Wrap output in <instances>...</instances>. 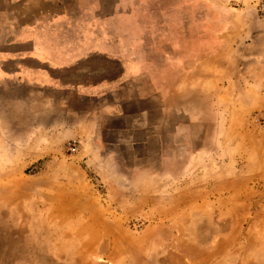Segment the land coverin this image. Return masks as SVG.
<instances>
[{
	"label": "rangeland",
	"instance_id": "374dc122",
	"mask_svg": "<svg viewBox=\"0 0 264 264\" xmlns=\"http://www.w3.org/2000/svg\"><path fill=\"white\" fill-rule=\"evenodd\" d=\"M262 2L127 0L148 68L120 114L0 88V264H264Z\"/></svg>",
	"mask_w": 264,
	"mask_h": 264
},
{
	"label": "crops",
	"instance_id": "0c3cea01",
	"mask_svg": "<svg viewBox=\"0 0 264 264\" xmlns=\"http://www.w3.org/2000/svg\"><path fill=\"white\" fill-rule=\"evenodd\" d=\"M127 6L126 0H40L33 16L20 21L14 0H0V88L22 85L96 99L103 114H120L126 103L121 89L148 68L138 48L142 23L135 18V34L128 35ZM248 38L259 66L252 82L264 88V32ZM112 101L123 110L116 111ZM93 112L88 119L96 122L98 110Z\"/></svg>",
	"mask_w": 264,
	"mask_h": 264
},
{
	"label": "built area",
	"instance_id": "2783aa9c",
	"mask_svg": "<svg viewBox=\"0 0 264 264\" xmlns=\"http://www.w3.org/2000/svg\"><path fill=\"white\" fill-rule=\"evenodd\" d=\"M261 6H262V7H264V2H262V3H261ZM75 146H76V144H75V143H73V145L71 146V148H72V149H76V147H75Z\"/></svg>",
	"mask_w": 264,
	"mask_h": 264
},
{
	"label": "flooded vegetation",
	"instance_id": "af4514ba",
	"mask_svg": "<svg viewBox=\"0 0 264 264\" xmlns=\"http://www.w3.org/2000/svg\"><path fill=\"white\" fill-rule=\"evenodd\" d=\"M108 1H110V2H114L115 0H108ZM126 2H127V0H126ZM17 22V21H16Z\"/></svg>",
	"mask_w": 264,
	"mask_h": 264
}]
</instances>
